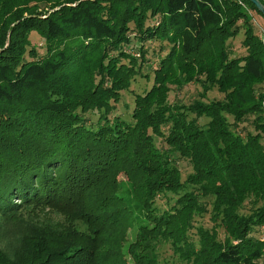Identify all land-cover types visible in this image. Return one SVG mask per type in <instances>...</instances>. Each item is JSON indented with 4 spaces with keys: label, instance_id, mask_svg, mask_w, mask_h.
<instances>
[{
    "label": "trees",
    "instance_id": "1",
    "mask_svg": "<svg viewBox=\"0 0 264 264\" xmlns=\"http://www.w3.org/2000/svg\"><path fill=\"white\" fill-rule=\"evenodd\" d=\"M253 12L264 21L247 0H0V220L17 246L0 264H264ZM152 41L168 49L150 69ZM144 70L126 121L116 104Z\"/></svg>",
    "mask_w": 264,
    "mask_h": 264
},
{
    "label": "rangeland",
    "instance_id": "2",
    "mask_svg": "<svg viewBox=\"0 0 264 264\" xmlns=\"http://www.w3.org/2000/svg\"><path fill=\"white\" fill-rule=\"evenodd\" d=\"M55 10H57V9H55ZM252 15H253V19H254L253 24L255 26V31L259 35V33L261 31H264V21L256 13L253 12ZM38 37H39L38 35L32 34L30 39H31V42H33L34 44H38L37 45L38 51L42 53L43 52L42 40L39 39ZM242 38H243V32L240 31V33L237 36L238 40L236 42H239V40H241ZM143 47H145V50L147 52L145 59L148 62V65H149L148 67H150V69L154 68V66H157L158 58L163 57V55L166 53V51L168 49V46L166 44L162 45L157 41H152L149 44L145 43V44H143ZM161 49H165L163 51V54L161 52ZM125 50L127 53L131 54L138 61H140L139 52H138V48H137L136 44L135 45L132 44V49L126 48ZM150 73H151L150 71L144 70V73H142V75L143 76L147 75V77L144 78V77L137 76L135 78V80L132 82L130 90L121 93L120 101L116 104V114L119 117H121L122 119H124L126 121H129V120L132 121L131 120V113H132V110L134 107V98L136 95H141L143 91L150 88V86L152 84V74H150ZM261 86H262L261 89L263 90L264 81L261 84ZM176 91L177 90H175L174 92H176ZM178 92L179 91H177L176 93L179 94L180 92L179 93ZM196 92L198 93L197 88L194 85L190 84V85L186 86L185 90L181 92L180 96H184L183 100H185L184 101L185 104H189L197 98ZM262 94H263V92H262ZM263 96H264V94L262 95V97ZM208 97L211 100L221 98V96H219L216 92L209 93ZM171 99H173L172 96H171ZM87 117L89 119V122H88L89 124L96 122L97 115L89 114ZM249 130L251 132H253L252 128H249ZM155 141H156V143H159L158 138H155ZM179 168L181 170L182 179H185L187 174L190 173L189 167L185 163H180ZM117 178H118V181L121 183L122 187H128L127 178L123 174H119ZM156 202H157V206L162 211L169 210V207L173 205L172 201L169 200V198H165L162 195H161V197L158 196V198L156 199ZM49 215L51 216V219H53V220H56V221L61 220V218L59 216L55 217L56 215H54V214H49ZM23 220L26 222L27 218L24 216ZM9 229L10 228L7 225H5L2 220H0V253L6 259H8L10 257V255L12 254V249L17 247L16 245H13V242L11 245H9L11 243L10 238L4 239V233L5 232L12 235L9 232ZM263 233H264V228H263ZM132 237H133V234H131V238ZM169 247H171L170 244L164 242V243L159 245L158 250H159V256L162 259L171 261L173 259V257H172V251Z\"/></svg>",
    "mask_w": 264,
    "mask_h": 264
},
{
    "label": "water",
    "instance_id": "3",
    "mask_svg": "<svg viewBox=\"0 0 264 264\" xmlns=\"http://www.w3.org/2000/svg\"><path fill=\"white\" fill-rule=\"evenodd\" d=\"M264 17V5L259 0H247Z\"/></svg>",
    "mask_w": 264,
    "mask_h": 264
},
{
    "label": "built area",
    "instance_id": "4",
    "mask_svg": "<svg viewBox=\"0 0 264 264\" xmlns=\"http://www.w3.org/2000/svg\"><path fill=\"white\" fill-rule=\"evenodd\" d=\"M258 36H259V40L264 44V31H261ZM262 92L264 94V88H263ZM261 106H262L263 111H264V96H263L262 101H261Z\"/></svg>",
    "mask_w": 264,
    "mask_h": 264
}]
</instances>
